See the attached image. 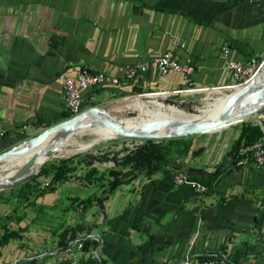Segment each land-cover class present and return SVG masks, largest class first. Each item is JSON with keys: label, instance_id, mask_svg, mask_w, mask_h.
Wrapping results in <instances>:
<instances>
[{"label": "crops", "instance_id": "1", "mask_svg": "<svg viewBox=\"0 0 264 264\" xmlns=\"http://www.w3.org/2000/svg\"><path fill=\"white\" fill-rule=\"evenodd\" d=\"M181 42L195 67L190 83L152 66L131 82L83 92V108L127 97L186 103L228 91L221 47L233 60L264 57V0H0V146L67 120L60 75L87 69L121 77L125 66ZM245 122L255 125L197 135L178 168L139 174L108 194L102 208L95 201L81 212L71 208L72 200L99 198L101 190L75 176L69 188L1 206L0 264H63L59 235L75 226L84 227L72 243L85 240L74 250L78 264H179L186 256L264 264V168L242 160L216 171ZM181 172L201 190L176 186ZM9 233L16 236L2 243Z\"/></svg>", "mask_w": 264, "mask_h": 264}, {"label": "bare ground", "instance_id": "2", "mask_svg": "<svg viewBox=\"0 0 264 264\" xmlns=\"http://www.w3.org/2000/svg\"><path fill=\"white\" fill-rule=\"evenodd\" d=\"M259 75V76H258ZM257 75L259 84L250 86L238 95L241 87L230 95H223L213 100H205L206 110L203 114H192L175 106L153 101L151 105L141 101H131L106 110H86L77 120L67 127L53 130L39 140L23 145L24 148L10 153L0 162V189H9L10 182L31 173L37 175L39 168L45 163L73 157L96 144L100 140L131 138L135 132H144L165 138L180 137L191 132L182 123H198L208 127L223 123L234 124L243 114L253 111L264 100V69ZM134 112V117H124L125 112ZM129 114V113H128ZM81 122V123H80ZM86 122L94 124L90 126ZM109 122H117L116 127H109ZM229 125V126H230ZM94 137L92 143L85 144L78 138L82 135ZM142 139V138H141ZM34 157L32 168L27 164ZM31 177V178H32Z\"/></svg>", "mask_w": 264, "mask_h": 264}, {"label": "rangeland", "instance_id": "3", "mask_svg": "<svg viewBox=\"0 0 264 264\" xmlns=\"http://www.w3.org/2000/svg\"><path fill=\"white\" fill-rule=\"evenodd\" d=\"M237 88H230L228 91L210 90V92L208 93L209 96L206 94L192 102L184 103L189 106L190 110L183 109L181 107L183 103L180 102V99L178 98H170L169 100H171V102H166V101H160L161 99L149 98V97H142V98L127 97L125 99L120 98L121 100L115 99V100L106 102L105 104L94 102V103L88 104L87 107H85V109L86 110H96V109L104 108L106 110H109V109L115 108L117 106L126 104L131 101H141L143 103L145 102V104H148V105H151L153 101H157L165 105L175 106L179 109H182L183 111L187 113L203 114L204 111L206 110L205 105H204L205 100H213L215 98H220L223 95H230L231 93L235 92ZM123 116L124 117H134L136 116V113L127 111L123 113ZM244 121L253 122L255 125H259L260 123L264 124L263 123L264 122V100L259 105H257V107L253 111H249L246 114H243L242 117H240L234 124L230 125V127L237 128L239 127V124L243 123ZM86 123L94 127L93 123H90V122H86ZM52 131L53 130H50V128L48 127L35 128L34 130H31L30 132H25L22 136H20L18 138V142H16L15 145L0 146V162L4 160L8 155H10V153L24 148L23 145L25 143H26L25 146H27V144H30L34 141L39 140L41 136L43 137ZM197 135H200V134L172 137V138L170 137V138H164L161 140H152V141L160 142L163 145L167 146L169 148L168 159L171 162H174L176 164L177 159L180 158V156H182L183 153H185V151L188 150L189 152L190 146H191V140ZM93 139L94 137L87 135V134L82 135L78 138L80 142L85 143V144L92 143ZM145 142H146L145 139H141L137 137L100 140L96 144H93L91 148L73 157L63 159V160H58V161L51 162V163L49 162L45 163L39 168V172H38V174L40 172L44 173L43 176L37 178L38 176L37 174L15 188L0 189V207L3 205L9 204V203H13L16 198H18V201L27 202L28 200L34 201V200H37L43 197L45 194L48 193L47 191L50 189L49 188V186L51 185L50 175H51L52 169L58 166L59 164H61V162H64L67 166L74 169V171L72 172L71 176L68 177V179L71 178L72 176H75V178H77L78 180H81V179L86 180V183L88 184H91L94 180H96L98 182L97 186H99V189H101L100 193L98 194L99 199H103L108 191V186H107L108 170L114 167V164L110 159L113 157L118 159L122 155H124V153H126L127 150H130L134 146L138 144H143ZM93 169H98L100 171V175L98 177L89 175L91 170ZM117 169H121V168L118 167ZM2 174L3 173L0 170V175ZM86 176H88V178ZM38 179H41V184L37 182ZM68 179L60 183V184H64L65 188H69V184L73 183L69 181ZM79 185L81 187V183ZM79 185L76 183L77 187H79ZM70 188H73V187H70ZM83 207H85V205L79 202L78 199L76 200L74 199L71 201V208L75 212H81V209Z\"/></svg>", "mask_w": 264, "mask_h": 264}, {"label": "built area", "instance_id": "4", "mask_svg": "<svg viewBox=\"0 0 264 264\" xmlns=\"http://www.w3.org/2000/svg\"><path fill=\"white\" fill-rule=\"evenodd\" d=\"M185 48L183 42L170 48L159 56L151 59L127 65L121 77L107 75L101 72H91L87 69H79L73 77L65 74L60 75L62 82L63 103L65 109L69 113L68 119L78 118L83 115L85 109L82 106V93L94 88H104L110 86H118L122 82H131L137 76L148 71L152 66L155 67L158 74L165 76L170 72L182 74L185 83H190L194 73V64L190 57L183 54ZM222 61V68L229 73L232 85L230 88H237L247 84L255 73L264 64V57H249L245 60H233L230 58V48L223 45L219 54ZM259 126H262L261 123ZM242 153H247L243 163L252 162L256 168H264V142L262 140L255 143L252 147L244 148ZM176 186L191 184L196 191H200L201 187L191 182L188 175L181 172L176 173L173 179ZM83 250L82 242L71 244L65 251V260L63 264H78L75 259V252ZM179 264H229L228 262L217 258H204L192 262L186 256ZM245 264V263H237Z\"/></svg>", "mask_w": 264, "mask_h": 264}, {"label": "trees", "instance_id": "5", "mask_svg": "<svg viewBox=\"0 0 264 264\" xmlns=\"http://www.w3.org/2000/svg\"><path fill=\"white\" fill-rule=\"evenodd\" d=\"M160 101L171 102L169 99H162ZM82 106L83 103H82ZM183 109L190 110L187 104H182ZM263 133L258 125H251L250 123L243 124L238 139L233 144L231 150L223 157L221 162L217 165L216 171H220L226 168L228 165H237L243 159L246 158L247 153H242V149L252 147L255 143L261 140ZM201 150V149H199ZM197 152H200V151ZM169 148L160 142H153L152 140H146L143 144H138L132 149L127 150L124 155L116 159L115 157L110 160L113 162L114 167L108 170V180L107 186L108 191L103 199L97 197L88 198L86 201H82L83 205H89L95 201L101 208L103 200L111 194L115 189L123 184H127L134 180L139 174H144L146 177H150L157 171H160L167 167L178 168L174 162L168 159ZM188 150L183 153L187 154ZM193 154H196L193 153ZM120 167L121 169H117ZM74 169L67 166L64 162H61L58 166L52 169L50 175V183L48 193H52L56 186L68 179L71 176ZM46 174V173H45ZM98 171L96 169L91 170L89 175H97ZM44 173L40 172L37 176L41 177ZM88 178V176H86ZM92 181V180H91ZM96 181V180H94ZM29 201V200H28ZM84 230V227L75 226L64 230L59 235L58 245L63 250L71 246V244L76 240V234ZM16 234L9 233L2 237V243L7 241L10 237H15ZM77 242L83 243V248L85 246L84 239H78ZM151 237L148 238L146 244H150Z\"/></svg>", "mask_w": 264, "mask_h": 264}, {"label": "water", "instance_id": "6", "mask_svg": "<svg viewBox=\"0 0 264 264\" xmlns=\"http://www.w3.org/2000/svg\"><path fill=\"white\" fill-rule=\"evenodd\" d=\"M264 68V64L262 67H260V69L255 73V75L252 77V79L246 84V85H243V87H241L238 95H240L241 93L245 92L250 86H254V85H257L259 84V81L257 80V75L259 74L260 70ZM139 98H142V97H139ZM84 115V113H83ZM81 115V116H83ZM80 117L78 118H74V119H68V120H65V121H62L56 125H54L53 127L50 128V130H59L77 120H84ZM232 121V120H231ZM231 121L228 123H223V124H220L219 126H215V127H208V126H205V125H202V124H198V123H182V126L186 129H189L191 130V132H187L181 136H188V135H195V134H206V133H214V132H218L222 129H225L227 127H229ZM118 125L117 122H109V127H116ZM133 137H137V138H142V139H145V140H161V139H164L165 137L164 136H154V135H149L147 133H144V132H135L134 133V136ZM34 163V157L29 161V163L27 164V170H29L30 168H32V165ZM32 177V174L31 173H28V174H25L24 176L22 177H19L13 181L10 182V185H9V189H12V188H15L17 186H19L20 184H22L23 182L29 180L30 178Z\"/></svg>", "mask_w": 264, "mask_h": 264}]
</instances>
